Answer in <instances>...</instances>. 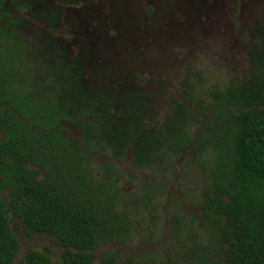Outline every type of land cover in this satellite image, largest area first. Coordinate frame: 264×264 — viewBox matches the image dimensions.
<instances>
[{
  "label": "rangeland",
  "instance_id": "obj_1",
  "mask_svg": "<svg viewBox=\"0 0 264 264\" xmlns=\"http://www.w3.org/2000/svg\"><path fill=\"white\" fill-rule=\"evenodd\" d=\"M0 21L7 24L3 44L18 64L21 86L49 87L47 58L55 50L64 49L66 58L81 52L111 88L148 94L156 129H172L174 117L185 115L190 145L177 158L137 169L128 149L120 158L105 149L83 159L84 182L90 183L82 186L99 202L108 195L111 211L126 223L123 234L92 250L94 264L218 262L198 205L221 145V121L204 120L213 119V95L230 81L238 86L264 63V0H0ZM37 60L43 68L33 72ZM60 131L78 142L69 124L61 122ZM202 133L206 138L198 142ZM6 184L0 172V198L18 244L10 264L30 248L46 254L49 264H62L54 236L27 233L10 213Z\"/></svg>",
  "mask_w": 264,
  "mask_h": 264
},
{
  "label": "trees",
  "instance_id": "obj_2",
  "mask_svg": "<svg viewBox=\"0 0 264 264\" xmlns=\"http://www.w3.org/2000/svg\"><path fill=\"white\" fill-rule=\"evenodd\" d=\"M6 25L0 21V172L8 208L27 233L58 240L62 264H94L92 250L123 234L126 223L111 211L108 195L99 202L82 186L90 183L84 182L83 159L105 149L120 158L128 149L137 169L155 166L166 156L177 158L190 145L185 115L174 117L172 129H156L148 94L136 87L111 88L81 52L66 58L64 49L55 50L54 58H47L49 87L33 81L21 86L15 79L18 64L3 44ZM33 64V72L43 68L39 60ZM212 98L217 109H210L213 119L204 124L221 121L216 132L221 145L198 205L206 236L215 238L218 262L208 264H264V63ZM61 122L75 129L78 142L61 133ZM205 138L202 133L197 141ZM17 248L0 198V264H10ZM15 264H49V258L30 248Z\"/></svg>",
  "mask_w": 264,
  "mask_h": 264
}]
</instances>
